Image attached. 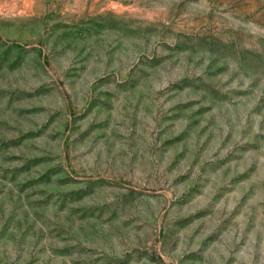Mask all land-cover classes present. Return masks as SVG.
I'll list each match as a JSON object with an SVG mask.
<instances>
[{
	"label": "rangeland",
	"instance_id": "obj_1",
	"mask_svg": "<svg viewBox=\"0 0 264 264\" xmlns=\"http://www.w3.org/2000/svg\"><path fill=\"white\" fill-rule=\"evenodd\" d=\"M0 264H264V0H0Z\"/></svg>",
	"mask_w": 264,
	"mask_h": 264
}]
</instances>
